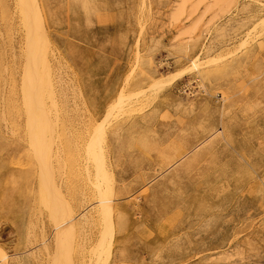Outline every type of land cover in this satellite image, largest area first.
<instances>
[{"label":"rangeland","instance_id":"1","mask_svg":"<svg viewBox=\"0 0 264 264\" xmlns=\"http://www.w3.org/2000/svg\"><path fill=\"white\" fill-rule=\"evenodd\" d=\"M0 3V264H58L64 246L70 264H264V0H39L74 226L45 208L6 118L28 42L19 0Z\"/></svg>","mask_w":264,"mask_h":264},{"label":"bare ground","instance_id":"2","mask_svg":"<svg viewBox=\"0 0 264 264\" xmlns=\"http://www.w3.org/2000/svg\"><path fill=\"white\" fill-rule=\"evenodd\" d=\"M1 4V3H0ZM45 5H48L46 4V0H45ZM47 7V6H46ZM49 7V6H48ZM47 7V8H48ZM20 9V13H21V16L23 20V23L24 27L26 28V36H27V46L26 48L23 47L26 49V54H25V59H24V64H23V72H22V78L19 76V78H21L22 82L20 83L21 86H20V92L18 94V91L17 93H15V90H13L12 94L10 95V97L8 98L7 100V113H6V118L9 117L10 119H13L15 121V119L17 120V118H20L21 121H22V125H23V128H24V131H25V134L24 136H26V146H25V149H26V155H27V158L30 159V163L34 164L33 162H37V164L39 165V167L41 166V173L39 172L38 175L41 176V180H39L37 177V179L40 181L39 185H38V191H36L38 194H40V196L38 194H35V195H38L39 197H41V199H43V201L45 202L44 205H47V207L45 206V208H48L50 209L51 211V217H56V223H57V217L59 219V217L62 219H68L67 221L72 225L74 226L75 223H72V220L73 218L70 217L71 216V211H69V207H68V204L67 202L65 201V194H64V189L62 190V188H60L58 186V183L56 182V180H54V173L52 171V169L54 168H51V164H52V159L54 158L53 157V153H54V148L57 147L55 146V137L56 135H59V133H61V131H63V129L61 130L60 127V120L59 118H55L56 117V114H55V117L53 116V113L55 112L56 110V103L54 101V95H55V92L56 90L54 91V87L53 85L51 84L50 80L48 79V77L45 75V72H46V67H47V59L48 57L44 56L43 55V48L40 47L42 45H44V40H46L48 37L46 35L47 31L45 28V22H44V17H43V14H42V10H41V7H40V3H39V0H19V7ZM48 10V9H47ZM50 10V9H49ZM4 12V11H3ZM50 12V11H49ZM46 14V13H45ZM51 14V13H50ZM50 14H49V17H50ZM3 16V15H2ZM53 17V16H52ZM51 17V18H52ZM49 22V21H48ZM50 22H51V19H50ZM54 22V21H53ZM14 30V29H13ZM48 34V33H47ZM49 35V34H48ZM8 36V35H7ZM39 38V41L41 40L40 43H35L34 41L32 40H35V38ZM122 37V36H121ZM26 38V37H25ZM34 38V39H33ZM36 38V39H37ZM49 39H47V42L49 47H50V44H49ZM41 44V45H40ZM1 45V44H0ZM47 46V45H46ZM45 46V47H46ZM22 47V48H23ZM44 47V46H43ZM48 47V46H47ZM45 48L46 50L48 48ZM23 51V50H22ZM25 51V50H24ZM23 51V52H24ZM42 51V52H40ZM5 52V50H4ZM46 53L44 54H47V51H45ZM49 52V51H48ZM25 53V52H24ZM23 53V54H24ZM50 53V52H49ZM2 54V53H1ZM21 54V55H23ZM54 54V53H53ZM7 55V54H6ZM3 56V54H2ZM48 56V55H47ZM53 56V55H52ZM60 56V55H59ZM63 56V55H62ZM138 56V55H137ZM5 56L2 57L3 61L5 60L4 59ZM22 57V56H21ZM23 58V57H22ZM138 59V57H137ZM16 60V59H15ZM22 60V59H20ZM14 61V60H13ZM17 62H20L19 60ZM50 62V61H48ZM54 63V62H53ZM60 63V62H58ZM4 64V63H3ZM52 64V63H51ZM8 65V63H7ZM13 67L14 64H12ZM17 65V64H16ZM49 65V64H48ZM18 66L20 68V65L18 63ZM53 67V66H52ZM5 68V67H4ZM3 68V69H4ZM15 69V68H14ZM16 70V69H15ZM21 70V69H20ZM21 70V71H22ZM8 71V70H6ZM48 71V69H47ZM50 71V69H49ZM52 71V70H51ZM1 72H2V69H1V62H0V78H1ZM13 72V71H12ZM50 73V72H48ZM46 72V74H48ZM9 74V73H8ZM53 74V73H52ZM6 76V75H5ZM50 76V74H49ZM54 76V75H53ZM18 77V76H16ZM17 79V78H15ZM53 79V78H52ZM12 80V78H11ZM20 80V79H19ZM3 81V80H2ZM6 81V80H5ZM55 81V80H54ZM4 82V81H3ZM8 84V81L6 82ZM19 83V82H18ZM56 83V82H55ZM4 85V84H3ZM2 85V86H3ZM12 85V84H11ZM10 85V86H11ZM154 85V84H153ZM163 85V84H162ZM17 86V84H16ZM19 86V85H18ZM17 86V87H18ZM164 86V85H163ZM6 88V87H5ZM62 88V87H61ZM158 88V87H157ZM19 89V88H18ZM5 91V90H4ZM2 92V90H1ZM3 94V93H2ZM9 94V93H8ZM5 95V94H4ZM5 97V96H4ZM124 97V96H123ZM129 97V96H128ZM231 98V97H230ZM125 99V98H124ZM131 99V98H129ZM232 99V98H231ZM120 100L123 101V99L120 98ZM5 101V100H4ZM119 100H117L118 102ZM128 101V100H127ZM152 101V100H151ZM131 103V102H130ZM5 104V103H4ZM151 104V103H150ZM6 105V104H5ZM4 105V106H5ZM61 105V104H60ZM116 105V104H115ZM118 105V104H117ZM124 105V104H123ZM148 105V104H147ZM124 107V106H123ZM130 107V106H129ZM5 109V108H4ZM59 110V108H58ZM2 111V109H1ZM5 111V110H4ZM61 111V110H60ZM59 111V112H60ZM117 111V110H116ZM122 111V109H121ZM57 112V111H56ZM55 112V113H56ZM73 112V111H72ZM135 112V111H134ZM61 113V112H60ZM59 113V114H60ZM125 113V112H124ZM5 113H3L4 115ZM58 114V113H57ZM58 114V115H59ZM70 114V113H69ZM134 114V113H133ZM74 116V115H73ZM127 116V115H126ZM58 117V116H57ZM73 118V117H72ZM6 120V119H5ZM4 120V121H5ZM63 120V119H62ZM130 120V119H129ZM3 121V120H1ZM64 121V120H63ZM6 122V121H5ZM7 123V122H6ZM19 123V122H18ZM68 123V122H67ZM75 123V122H74ZM2 124V123H0ZM63 124V123H62ZM65 124V123H64ZM11 125V124H10ZM13 125V124H12ZM72 125V124H71ZM1 127V126H0ZM14 128V127H13ZM63 128V127H62ZM67 128V127H66ZM1 130V129H0ZM132 130V129H131ZM22 131V130H21ZM14 133V131H12ZM23 132V131H22ZM97 132V131H96ZM12 133V134H13ZM100 133V132H98ZM2 135V134H1ZM23 135V133L21 134ZM97 135V134H96ZM5 136V135H3ZM2 137V136H1ZM0 137V138H1ZM67 137V136H66ZM5 138V137H4ZM103 138V136H102ZM70 139V138H68ZM67 139V140H68ZM99 139V138H98ZM97 139V140H98ZM105 139V138H104ZM4 140V139H3ZM24 141V140H23ZM70 141V140H69ZM103 141V140H102ZM101 141V142H102ZM108 141V140H107ZM8 142V141H6ZM72 142V140H71ZM95 140H93V143H90V145L92 144H95L94 143ZM73 143V142H72ZM72 143H69L71 144L70 147L72 146ZM75 144V143H74ZM24 145V143H23ZM96 145V144H95ZM55 146V147H54ZM61 146V145H60ZM101 146V145H100ZM74 147V146H73ZM98 147V143H97V146L96 148ZM95 148V149H96ZM92 150H94L93 148H91ZM99 149V147H98ZM76 151V149H74ZM58 151V150H57ZM62 151V150H61ZM74 151V152H75ZM98 150H96V153ZM100 151V154L101 155H97L95 154L93 151H91L92 155H94V160L97 162V168H98V175L99 176H102L103 178L107 179V173L104 169V158H103V155L101 153V150L99 149ZM66 152V156H67V162L69 161V163H73V160L75 159V154H73V152L71 151L70 148H67V151L65 150ZM5 154V153H4ZM62 158V156H61ZM55 159V158H54ZM60 159V157H59ZM13 161V160H12ZM27 161V160H26ZM25 161V162H26ZM15 162V161H13ZM12 162V163H13ZM61 162V161H60ZM55 163V162H54ZM76 163V162H75ZM188 163H186L187 165ZM29 165V164H28ZM69 166V165H68ZM35 167V166H34ZM37 167V166H36ZM12 168V167H11ZM66 168V167H65ZM73 168V167H71ZM86 168V167H85ZM37 170V169H36ZM55 170V169H54ZM2 171V170H0ZM38 171V170H37ZM86 171V170H85ZM97 171V170H96ZM7 172V171H6ZM1 173V172H0ZM35 173V172H34ZM37 173V172H36ZM35 173V175H36ZM56 176V175H55ZM89 176V175H88ZM96 176H97V173H96ZM31 177V176H30ZM90 177V176H89ZM78 178V177H77ZM31 179V178H30ZM91 179V178H90ZM89 179V180H90ZM98 179V178H97ZM77 179H74V181H71L69 182V185L66 187L67 189V193L70 194L71 196L73 195V199H74V195L77 194L76 193V190L78 185H76L78 183V181L76 182ZM82 181V180H81ZM84 181V180H83ZM80 182V180H79ZM110 182V181H109ZM82 183V182H81ZM85 183V182H84ZM91 183V182H90ZM95 183V182H94ZM97 183H98V180H97ZM88 184V183H87ZM95 185V184H94ZM91 186V185H90ZM100 186V185H98ZM85 187V185H84ZM96 188V187H95ZM99 188V187H98ZM81 189H82V186H81ZM87 189V188H86ZM94 189V188H93ZM97 189V188H96ZM106 189V188H105ZM21 190V189H20ZM80 191V190H78ZM98 191V190H97ZM99 191L102 192L99 188ZM22 192V190H21ZM35 192V193H36ZM82 192V190H81ZM84 192V190H83ZM86 192V191H85ZM100 192L98 194H100ZM20 193V192H19ZM66 193V194H67ZM26 194V192H25ZM94 194V193H93ZM102 194V193H101ZM101 194H100V198H101ZM107 194V193H106ZM34 195V196H35ZM80 197H81V194H79ZM37 196V197H38ZM68 196V195H67ZM105 196V194H104ZM21 197V196H20ZM24 195L22 196V199H23ZM32 197V196H30ZM99 197V196H98ZM34 199V197H33ZM38 199V198H37ZM67 199V198H66ZM82 199V198H81ZM39 200V199H38ZM35 201V200H34ZM41 201V200H40ZM83 201V200H82ZM108 202V206H105L104 207V210H106V213L108 215V218L112 221V216H111V208H110V205H109V200H103L102 203H106ZM34 203V202H33ZM32 203V204H33ZM35 204V203H34ZM39 204H41L39 202ZM38 204V205H39ZM82 204V203H81ZM42 205V204H41ZM34 206V205H33ZM40 207V206H39ZM38 207V211H40ZM44 207V206H43ZM32 208V207H31ZM30 209V208H29ZM43 209V208H42ZM72 209V208H71ZM103 209V208H102ZM101 209V210H102ZM45 210V209H44ZM117 210V209H116ZM35 211V210H34ZM47 211V210H46ZM49 211V210H48ZM47 211V212H48ZM113 212V211H112ZM26 213V212H25ZM41 213V211L39 212V214ZM48 214V213H47ZM113 214V213H112ZM4 215V214H3ZM50 215V214H49ZM105 215V214H104ZM6 216V215H5ZM45 216V215H44ZM12 217V216H11ZM102 217V216H101ZM20 218V217H19ZM50 218V217H49ZM52 219V218H51ZM50 219V220H51ZM63 219V220H64ZM106 219V218H105ZM19 220V219H18ZM60 220V219H59ZM107 221V220H106ZM114 221V220H113ZM52 222H54V220H52ZM60 222V221H58ZM102 222V221H101ZM55 223V224H56ZM120 223V222H119ZM94 224V223H93ZM120 225V224H118ZM117 225V226H118ZM121 226V225H120ZM70 228V227H69ZM73 228V227H72ZM71 228V229H72ZM111 228H114V224L112 223V227ZM74 230V229H73ZM110 231L111 233V229L108 230ZM59 232V231H58ZM107 232V231H106ZM106 232L104 231V235H103V238L100 239V243L102 244L103 241L105 239H109L107 238L109 236V232L106 234ZM62 233V238L64 236L63 232ZM72 234V232H71ZM70 234V235H71ZM69 235V234H68ZM59 235H57V240L59 241V239L61 237H58ZM113 236V235H112ZM76 237V236H75ZM74 237V239H76ZM80 237V236H79ZM78 237V238H79ZM63 238V239H64ZM67 238V237H66ZM61 240L63 241L65 244L63 245H66V240L68 239H64V240ZM70 240V239H69ZM76 241V240H75ZM107 241V240H106ZM81 245H84V240L83 238L81 239ZM72 243H75V242H72ZM77 243V242H76ZM62 244V242H61ZM98 244V243H97ZM71 245V244H70ZM77 245V244H76ZM99 245V244H98ZM97 245V246H98ZM61 246V245H60ZM74 246V245H73ZM89 246V245H88ZM92 246V245H90ZM96 246V245H95ZM97 246H96V249H97ZM103 246V245H102ZM57 247V246H56ZM72 247V246H71ZM93 247V246H92ZM91 247V248H92ZM65 246L64 247H60V252H58L59 254L57 255L56 253V261L58 262V264H70L67 260V257H68V253L67 251H65ZM83 248V246H82ZM85 248V247H84ZM87 248V247H86ZM85 248V249H86ZM104 248V247H102ZM69 248H67L68 250ZM93 249V248H92ZM100 249V247L98 248V250ZM76 249H74V252H75ZM90 250V249H89ZM95 250V249H94ZM103 250V249H102ZM80 251V250H79ZM78 251V252H79ZM88 251V250H87ZM93 252V250H92ZM96 252V251H95ZM95 252H93L95 254ZM101 252V251H100ZM99 252V253H100ZM82 253V252H80ZM86 254V253H85ZM92 254V253H91ZM81 255V254H80ZM83 255V254H82ZM88 254H86L87 256ZM90 255V254H89ZM91 256V255H90ZM94 256V255H93ZM92 256V257H93ZM96 256V255H95ZM80 258V257H79ZM84 258V257H83ZM88 258V257H87ZM86 258V259H87ZM91 258V257H89ZM75 259V258H74ZM85 259V258H84ZM71 261V260H70ZM80 263V262H79ZM75 264V263H74Z\"/></svg>","mask_w":264,"mask_h":264}]
</instances>
